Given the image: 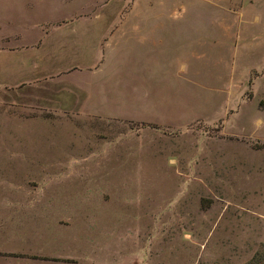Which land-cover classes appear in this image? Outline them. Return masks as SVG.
Segmentation results:
<instances>
[{
  "label": "rangeland",
  "instance_id": "374dc122",
  "mask_svg": "<svg viewBox=\"0 0 264 264\" xmlns=\"http://www.w3.org/2000/svg\"><path fill=\"white\" fill-rule=\"evenodd\" d=\"M52 2L1 0L0 47ZM94 9L126 13L105 25L193 28L173 48L193 56L125 59L96 84L45 68L12 87L0 60V225L49 226L64 264H264V0ZM12 198L39 212H13Z\"/></svg>",
  "mask_w": 264,
  "mask_h": 264
},
{
  "label": "crops",
  "instance_id": "0c3cea01",
  "mask_svg": "<svg viewBox=\"0 0 264 264\" xmlns=\"http://www.w3.org/2000/svg\"><path fill=\"white\" fill-rule=\"evenodd\" d=\"M73 1L75 0H53L49 14L41 11L31 13V16L34 15L32 19L26 15V19L20 20V27L11 30L10 38L6 40L14 39L16 43L0 47V60H7L10 69L14 65L15 71L11 77L3 79L2 86L12 87L23 78L33 81L34 76L43 73L45 68H76V73L83 75L91 84L108 83L114 80L111 78L113 75L119 76L123 73L113 71L110 67L121 66L120 62L125 59L152 60L156 64L167 52L170 54L165 57L175 61L181 57L188 59L193 56L192 51L188 53L180 50V57L178 51L173 49L183 44H193V28L189 30L178 27L105 25L103 19H121L126 13L94 9L105 0H76V3ZM16 17L17 15H14V18ZM99 67L107 69L102 70ZM5 69L7 70V67ZM23 69L24 72L21 71ZM1 72L0 63V76ZM145 72L154 74L159 71H142ZM148 80L157 81L154 78ZM93 90L91 85V100L96 95ZM104 97L107 98L106 92ZM10 200L9 207L13 212H28L32 216L33 212H39L31 209V204L18 203L14 198ZM37 215L34 220L40 223L43 218L39 213ZM33 232L35 233L16 234L8 225H0V264H64V251H59L56 247L61 241L60 236L53 238L51 246L49 226L47 232L42 228ZM29 236L30 238H27ZM17 240H27L29 244L18 246Z\"/></svg>",
  "mask_w": 264,
  "mask_h": 264
}]
</instances>
